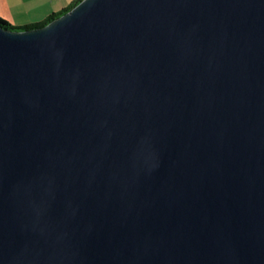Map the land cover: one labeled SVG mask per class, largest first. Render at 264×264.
<instances>
[{
	"label": "water",
	"instance_id": "water-1",
	"mask_svg": "<svg viewBox=\"0 0 264 264\" xmlns=\"http://www.w3.org/2000/svg\"><path fill=\"white\" fill-rule=\"evenodd\" d=\"M0 264H264V0L0 24Z\"/></svg>",
	"mask_w": 264,
	"mask_h": 264
},
{
	"label": "crops",
	"instance_id": "crops-1",
	"mask_svg": "<svg viewBox=\"0 0 264 264\" xmlns=\"http://www.w3.org/2000/svg\"><path fill=\"white\" fill-rule=\"evenodd\" d=\"M74 0H0V16L21 26L44 20L52 12L68 7Z\"/></svg>",
	"mask_w": 264,
	"mask_h": 264
},
{
	"label": "trees",
	"instance_id": "trees-1",
	"mask_svg": "<svg viewBox=\"0 0 264 264\" xmlns=\"http://www.w3.org/2000/svg\"><path fill=\"white\" fill-rule=\"evenodd\" d=\"M81 0H74L68 7L64 8L61 11L58 12H52L51 14H49L44 20L39 21V22H35V23H31V24H27V25H21V26H17V25H13L12 23H10L8 20L2 18L0 16V24L5 27V28H10V29H14V30H23V29H31V28H35V27H40V26H44L46 25L48 22H50L51 20H53L54 18L64 14L65 12L69 11L70 9H72L75 5H77Z\"/></svg>",
	"mask_w": 264,
	"mask_h": 264
}]
</instances>
